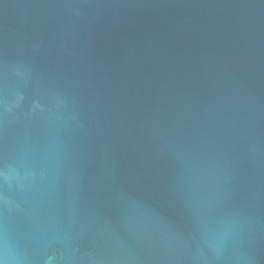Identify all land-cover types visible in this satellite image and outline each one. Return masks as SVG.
Listing matches in <instances>:
<instances>
[{
    "label": "water",
    "instance_id": "95a60500",
    "mask_svg": "<svg viewBox=\"0 0 264 264\" xmlns=\"http://www.w3.org/2000/svg\"><path fill=\"white\" fill-rule=\"evenodd\" d=\"M0 264H264V0H0Z\"/></svg>",
    "mask_w": 264,
    "mask_h": 264
}]
</instances>
